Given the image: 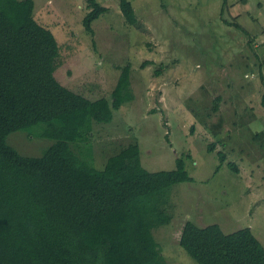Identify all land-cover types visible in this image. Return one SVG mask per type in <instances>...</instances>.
I'll return each mask as SVG.
<instances>
[{
  "label": "rangeland",
  "instance_id": "1",
  "mask_svg": "<svg viewBox=\"0 0 264 264\" xmlns=\"http://www.w3.org/2000/svg\"><path fill=\"white\" fill-rule=\"evenodd\" d=\"M98 1L108 9L93 34L82 24L88 0H35L34 11L60 44L55 76L74 91L111 98L131 62L135 97L110 122L94 123L86 151L99 167L138 142L151 171L184 158L193 180L173 185L172 222L153 231L169 264H199L178 241L186 219L227 233L250 227L264 245V0H131L135 24L125 20L121 0ZM34 131H14L8 141L42 155L53 140Z\"/></svg>",
  "mask_w": 264,
  "mask_h": 264
},
{
  "label": "trees",
  "instance_id": "2",
  "mask_svg": "<svg viewBox=\"0 0 264 264\" xmlns=\"http://www.w3.org/2000/svg\"><path fill=\"white\" fill-rule=\"evenodd\" d=\"M120 8L135 24L132 1ZM107 9L88 0L84 28L93 34ZM34 11L35 0H0V264H169L153 231L172 222L173 185L193 180L184 158L174 169L151 171L131 142L98 167L86 151L88 135L135 97L131 62L111 98L74 91L56 78L60 44ZM259 115L264 125V110ZM18 130L53 142L42 155L23 154L8 141ZM219 156L224 163L226 153ZM229 166L240 170L235 161ZM178 241L199 264H264V245L250 227L227 233L218 223L186 219Z\"/></svg>",
  "mask_w": 264,
  "mask_h": 264
}]
</instances>
